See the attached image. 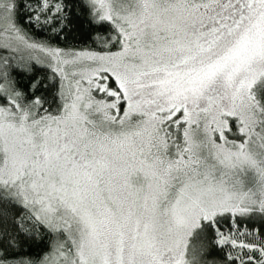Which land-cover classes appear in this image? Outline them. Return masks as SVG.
I'll return each mask as SVG.
<instances>
[{
  "label": "snow or ice",
  "instance_id": "1",
  "mask_svg": "<svg viewBox=\"0 0 264 264\" xmlns=\"http://www.w3.org/2000/svg\"><path fill=\"white\" fill-rule=\"evenodd\" d=\"M0 264H264V0H0Z\"/></svg>",
  "mask_w": 264,
  "mask_h": 264
}]
</instances>
